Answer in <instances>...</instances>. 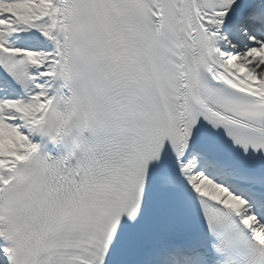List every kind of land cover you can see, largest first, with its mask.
I'll use <instances>...</instances> for the list:
<instances>
[{
	"label": "snow or ice",
	"instance_id": "6c2138e0",
	"mask_svg": "<svg viewBox=\"0 0 264 264\" xmlns=\"http://www.w3.org/2000/svg\"><path fill=\"white\" fill-rule=\"evenodd\" d=\"M0 264H264V0H0Z\"/></svg>",
	"mask_w": 264,
	"mask_h": 264
}]
</instances>
